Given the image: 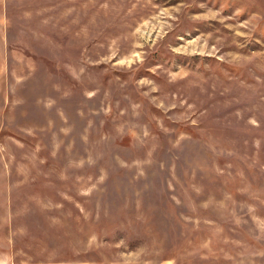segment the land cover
Instances as JSON below:
<instances>
[{
    "label": "rangeland",
    "instance_id": "rangeland-1",
    "mask_svg": "<svg viewBox=\"0 0 264 264\" xmlns=\"http://www.w3.org/2000/svg\"><path fill=\"white\" fill-rule=\"evenodd\" d=\"M0 264H264V0H0Z\"/></svg>",
    "mask_w": 264,
    "mask_h": 264
}]
</instances>
